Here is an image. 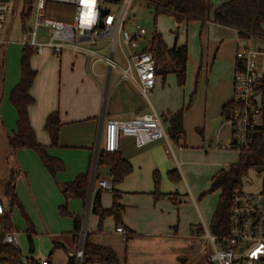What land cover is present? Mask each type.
<instances>
[{"label": "crops", "instance_id": "obj_1", "mask_svg": "<svg viewBox=\"0 0 264 264\" xmlns=\"http://www.w3.org/2000/svg\"><path fill=\"white\" fill-rule=\"evenodd\" d=\"M209 1L212 9H214L229 0ZM60 8L65 10L62 11ZM147 8L153 16L152 10L149 7ZM67 9L70 12H67ZM73 12L74 6L71 4H48L46 7L47 16L66 22L71 21ZM166 17L171 19L166 20ZM171 20L173 22L169 23V27L164 25L165 21ZM161 23H163L162 29L156 27V25H160ZM11 24L6 32L9 39L12 34ZM126 26L127 30L130 31L135 24L128 22ZM154 29L161 33L167 48H171L174 45L181 46L185 44L187 46L186 40L190 32L195 33L198 31L199 35H204L206 40H209L211 37L214 40L215 46L211 61L213 62L215 59L219 65H224L225 68H229L230 75L224 77L228 84L223 90V93L218 95L212 103L209 102L205 106V110L203 111V125L201 124L203 128L199 130L202 136L201 138L194 136L195 140H189L187 138V132L185 133L188 121L190 120L191 110L184 113V134L177 141L171 140L168 137L167 139H158L142 147H137L134 144L132 136L127 135L121 137L117 152L131 163L132 171L122 182L114 187L119 192V203L124 207L120 225L127 232H131V235L123 238L116 232L117 224L115 223L116 226H114V229L111 231L113 234H111L117 237L116 242L101 236L99 239H95L92 235L94 230L92 228L89 229L87 221L92 197L98 189H101L97 187V181H110L109 166L107 164L97 165V157L101 148L100 143H98L99 128L103 127L105 122L110 118L125 119L152 111L162 114L166 113L168 117L169 114L184 107V105L180 107V96L179 94L174 96L171 103L170 101L165 102V100L160 99L163 94H166V91L170 90V87L166 90L163 85L160 86L158 82L161 76L160 74H163L164 81V73H162V68L156 67L155 86L153 89L157 88L158 85L161 96L157 98V105L155 107L150 102L149 97L145 98L136 87L121 77V72L118 67L121 68L123 66L116 62L117 56L124 62L120 50H115L113 56V61L117 63L118 67H111L108 74H106L107 64L105 62L98 61L95 63L97 76L91 75L88 71L87 54L84 52H74L70 48H65L57 56L49 47H45L41 54H37L34 51L33 54L36 53L39 57L43 56L48 62H40L39 57H32L33 54L30 56V66L36 74L29 89V94L34 101L27 108L28 118L36 140L40 144L45 145L47 147V153L58 159L62 164V168L56 172L55 178L62 181V183L69 182L79 173L86 172L91 168L85 201L75 199L79 201L76 202L71 199L69 204L66 200L65 202H62V200L60 201L61 203L59 202V206L66 204L67 208L68 206L74 208V212L82 216L79 241L76 246L72 240L73 225L70 216L71 231H69V235L64 238L59 233H56L58 237L53 240V242H60L61 247L68 251V256H71L77 250L82 235L83 240L87 235L93 244L109 248L116 256L118 264H178L180 259L185 260V258H180L184 250L181 240H195V238L196 240H200L201 238H206V231H209L206 220L212 217L213 210L210 208L209 203L206 202V199L202 197V193L209 188L213 176L219 170H226L232 165L228 161L213 160L212 153L216 150L218 152L229 151L221 148L220 145L229 143L232 136V127L226 121L221 122V120L223 119L222 106L232 98V79L236 63L235 52L237 49L245 47L264 49V36L243 39L238 36L235 29L214 23L212 19L177 22L173 17L164 15L156 18ZM20 33L21 28L16 39H14V42L17 44H19L18 38ZM45 36L42 37L44 38ZM144 40L143 36L138 49L148 48L150 40L146 45H143ZM225 41L230 44L227 55L223 54L221 50L222 44ZM107 43L106 39H100L97 45L84 44V46L86 48H95L100 54L107 56L109 54ZM203 47L201 45V51ZM4 48V46L0 47V51L5 52ZM21 52L19 55V74L17 73L13 82L10 83V88L7 93V104L3 110L0 106V149L6 147V145L8 146L7 140H4L3 137L4 132L8 129V133H6L8 138L14 135L17 130L16 110L10 102L9 94L21 76ZM188 53L189 50L187 47ZM4 54H0V74L2 70L4 73ZM123 81L128 82V86H125L123 89H117ZM263 94L264 84L258 96V100L264 106ZM55 111L58 112L62 123L59 132L58 147L50 146V137L44 129L47 116ZM14 118L15 123L12 121ZM211 126H216L213 132L211 131ZM225 140H227V143L223 142ZM205 141L208 142L206 146L204 145ZM212 144L215 145L212 146ZM60 148L68 149L61 153L62 150ZM28 150L26 148L18 149L21 152L26 151L32 160V168L44 174L43 168L40 166V162H38L36 156H31ZM70 153L73 155H70ZM69 155L71 158H69ZM199 163L209 166H206L207 168L201 171L202 173L200 172V180V173L195 176L197 181L194 179L192 171ZM98 168L101 170L99 173ZM155 170L157 173L160 171L159 191L161 194L158 195L153 193V172ZM171 170L177 171V180L170 178L169 172ZM18 174L28 180L31 173L29 171L26 172L20 167L17 170ZM91 180L93 184L90 190ZM14 184L16 188V179L14 180ZM0 190L5 194V187L2 189L0 185ZM216 192L219 195V192ZM110 193V201H104L101 193V203L105 208L110 207L112 204V192ZM184 207L188 210H186V213H184ZM96 218L98 224V217L96 216ZM95 223L94 221L92 225L94 226ZM32 229L33 231L35 230L33 224ZM73 247H76V249L71 251ZM31 251L33 252V249ZM48 260L49 264H51L49 258Z\"/></svg>", "mask_w": 264, "mask_h": 264}, {"label": "built area", "instance_id": "obj_2", "mask_svg": "<svg viewBox=\"0 0 264 264\" xmlns=\"http://www.w3.org/2000/svg\"><path fill=\"white\" fill-rule=\"evenodd\" d=\"M9 1H0V47L10 42L6 35L7 20L10 11ZM104 0H95L91 6V15L86 16L89 8L81 0H35L34 17L26 31H21L18 43L23 47H31L41 54L49 47L57 56L63 49L70 48L74 52L87 54V69L91 75L97 76L95 63L103 61L107 71L118 67L113 61L118 48L126 63L118 67L121 77L148 98L155 86L156 66L153 55L146 49H138L140 40L146 30L135 25L132 31L126 28V14L132 0H118L117 8L112 10L103 6ZM113 2L111 0H107ZM48 4H71L74 6L71 21L54 19L46 15ZM101 10L106 13L100 16ZM101 20L102 26L99 25ZM49 28L47 40L37 41L38 28ZM100 39H106L109 54L104 56L95 48H86L84 44L97 45ZM236 62L241 63L235 69L232 79L234 106L225 119L232 127V136L228 144H221L223 149H234L239 153L247 151L255 135L259 133L263 105L258 100L260 86L264 81V49L239 48L235 52ZM98 143L106 152L119 150L120 139L130 135L137 147H142L158 139H167L168 134L162 119L155 111L137 114L130 118H110L99 128ZM261 173V184L253 192L245 191L243 186L232 194L230 206V227L226 235L218 237L206 231L211 251L205 256L204 264H264V170ZM92 180L90 190L92 189ZM97 187L112 190L109 180H98ZM9 198L0 190V217L8 214ZM116 232L123 238L127 231L122 225L116 226ZM2 244L17 252L15 258L0 257V264H49L47 257H38L22 253L16 229L2 231ZM83 248V235L80 245L72 254L75 264H80Z\"/></svg>", "mask_w": 264, "mask_h": 264}, {"label": "trees", "instance_id": "obj_3", "mask_svg": "<svg viewBox=\"0 0 264 264\" xmlns=\"http://www.w3.org/2000/svg\"><path fill=\"white\" fill-rule=\"evenodd\" d=\"M145 6L153 12L154 23L158 16H171L177 22L182 21H205L212 19L214 23L233 28L237 31L240 38L249 39L251 37L264 36V0H229L223 2L218 7L212 9L209 0H142ZM33 12V5L28 3V7L22 9L19 14L21 22V31L28 29L27 21ZM154 59L155 66L169 58L172 65L169 68H163L162 72L172 71L176 74L177 84L183 85L185 82L186 63L188 60L187 46L174 45L167 48L160 32L153 30L148 48ZM33 48L24 47L20 57V79L11 89L9 99L16 110V132L7 138L8 147L12 152L18 149H32L40 158L44 167L50 175L55 178V174L62 168L60 161L47 153V147L40 144L30 126L28 118V106L33 103L34 99L29 94L36 72L30 66V56L33 54ZM241 63H235V69H240ZM165 70V71H164ZM264 84V81H263ZM260 86V89L263 87ZM234 103L232 100L222 106V116L226 119L230 114ZM187 107H182L167 117L168 128L167 134L171 140L177 141L184 134L183 116ZM62 123L58 112H52L46 118L44 129L50 137V146H59V132ZM107 164L109 166L110 181L112 183V204L105 208L101 203L102 189H98L91 200L90 212L98 217L97 229H102V223L105 217L112 216L115 223L120 225L123 205L119 203V192L114 187L123 181V179L132 171L131 163L124 159L118 152L109 153L100 149L97 157V165ZM250 168H255L259 172L264 170V107L261 114V125L259 133L254 136L250 148L239 153L238 163L232 164L228 169L219 170L212 178L209 188L203 191L202 195L212 191H218V200L208 226L212 235L222 237L226 235L230 227V206L232 194L236 189L242 187L243 178ZM173 180H177L178 173L175 170L169 172ZM90 179V170L79 173L73 180L61 184V194L64 199H80L83 202L86 199ZM153 183L155 195L161 194L159 191V176L157 171L153 172ZM5 194L10 199V205L17 204L21 207L15 193L14 179L11 177L5 186ZM60 215L70 216L72 218V240L75 245L79 241V231L82 225V216L72 213L68 210L66 204L59 206ZM24 213V212H23ZM0 223L3 224L2 231L13 229L10 224L9 216L0 217ZM2 231H0V257L9 256L15 258L17 252L10 247L2 244ZM26 233L29 242H32V224L27 223ZM131 235L127 232L126 238ZM53 250L61 247L60 242H53ZM82 257L80 264H118L116 256L106 247L93 244L87 237L84 238ZM53 252V251H52ZM50 253V255L52 254ZM65 264H75V257L68 256Z\"/></svg>", "mask_w": 264, "mask_h": 264}, {"label": "rangeland", "instance_id": "obj_4", "mask_svg": "<svg viewBox=\"0 0 264 264\" xmlns=\"http://www.w3.org/2000/svg\"><path fill=\"white\" fill-rule=\"evenodd\" d=\"M29 2H31L33 6L35 5V0L9 1L10 11L7 20V26L12 23V34L10 42L4 46L5 52L0 51V54L5 53L4 73L2 70L0 74V100L2 94L4 95L2 97V100L0 101L2 110L7 104V93L10 88V83L13 82L17 73L19 74V55L23 46L14 42V39H16V36L18 35L21 28L19 14L22 9H26L28 7ZM116 2H118V0L115 2L104 0L103 6L115 10L117 8ZM60 10L63 11L65 9L60 8ZM67 12H70V10L67 9ZM33 17L34 12H32L30 19L27 21V25L31 23ZM167 19L171 18L166 17V20ZM125 20L126 23L129 22L138 25L139 27H142L146 30V34L144 35L145 40L143 43V45H146L149 42L154 30V19L150 10L147 8V6H145L142 0H132ZM170 22L173 21H165L164 25H167V27H169ZM156 27L162 29L163 23H161L160 25H156ZM38 32L39 35L37 36V41L47 40V36L45 35L49 33L48 27L40 26L38 28ZM126 34L127 29L125 28L123 30V36ZM42 36L45 37L43 38ZM213 41L214 40L211 37L209 38V40H206L205 36H200L198 31L195 33L190 32L189 37L186 40L189 53L184 84L180 86L177 84L176 74L172 71H166L165 73L162 72L164 73V81L162 77L163 74H160L161 76L158 82L160 83V86L163 85L166 90H168V87H170V90L166 91V94H163L161 96V93H159L160 87L157 85V88L153 89V92L149 96L150 102L156 107V100L158 97L160 98L161 96V100H165V102L170 101L171 103L174 96L179 94L180 107L182 105L187 107L185 112L191 110L187 130L185 129V133L187 132V138L189 140H195L194 136H198V138L202 137L199 130L203 128L201 124L203 123V111L205 110V106L209 102L212 103L218 95L223 93V90L228 84L225 81L224 77H228L230 75L229 68H225L224 65H219L218 61H216L215 59L213 62L211 61L215 51ZM201 45L204 46L202 48V51ZM222 45L223 46L221 50L223 54L227 55L230 49V44L225 41V43H223ZM116 50L118 51L119 49L117 48ZM34 56L39 57V55H37L36 53L32 55L33 58ZM39 58L40 62H48L46 59H44L43 56H40ZM116 62L123 67H125L126 65L125 61L123 62V60L119 59L118 56L116 58ZM171 65L172 62L169 60V58L166 57V59L163 60L159 67L163 69L169 68ZM120 84L121 85H119L117 89H123L125 88V86H128L129 83L123 81ZM158 114L162 119L165 129H167L169 123L167 120V114ZM12 121L13 123H15V118ZM224 121L226 120L223 117L221 122ZM215 127L216 126H211L212 132L215 130ZM6 133H8V129L6 130V132H4V140H7ZM227 140L223 142L227 143ZM204 145H208V142L205 141ZM213 145L215 144H212V146ZM60 149L62 150L61 153H63L64 150H67L68 148ZM227 150L229 151H213L212 159L215 161H228L231 164L238 163V152L234 149ZM28 152L31 154V156H36L38 162H40V166L43 168L44 174L39 173L32 168V160L30 156H28V153L26 151L21 152L17 150L15 152H12L7 145L6 147L0 149L1 188L3 189L5 187V183H8L11 177L14 180L16 179L15 192L17 194L18 201L21 203V207H19L17 204H13L11 206L9 202L7 208L10 224L14 229L20 232L18 242L23 254H32L38 257H47L50 259L51 264H65L68 259V251L63 247L55 248L53 250V240L58 237V234L56 233H59V235L66 238L69 235V231H71V220L69 219V216H60L58 211V206L60 205L59 202L61 200L62 202H65V199L64 197H62V194L60 192L62 181L53 178L48 173L47 169L43 166L40 158L34 150L29 149ZM70 155L73 154L70 153ZM69 158H71V156ZM206 166L209 165H203L199 163L195 166V169H193L192 171L195 180H197L195 176H197L201 171H204L207 168ZM20 167H22V169L26 172L29 171V173H31L30 177H28V180L24 179L22 175H20L21 172L20 174H18L19 176L17 175V170L20 169ZM11 169H13V171H11ZM89 170H91V168ZM99 171L101 170L98 168V173ZM201 173L199 174V180L201 178ZM104 176L107 177L106 174H104ZM158 176L160 185V171H158ZM260 184L261 173L255 168H250L246 176L243 178L242 186L244 190L253 192L258 189ZM110 192V190H102V198L104 201L111 200ZM202 197L206 199V202L209 203L210 208H212V210L214 211L218 199V193L216 191H212L206 193ZM72 200L79 202L75 199ZM70 201L71 199L68 200V204L70 203ZM68 209L72 213L77 214V212H74V208L68 206ZM183 210L184 213L188 211L186 207H184ZM211 218L206 220L207 226H209ZM28 221L33 224L35 229V233L32 234L31 243L29 242L26 233ZM87 221L89 229L92 228L94 230V232H92V235L95 237V239H99L101 236L107 237V239L114 242L117 241V237L112 235L113 233L111 232L114 229V226H116L112 216L105 217L102 223V229L100 231H98L97 229V218L96 216L94 217L91 212L89 213ZM94 221L96 223L93 226L92 224ZM3 228V224L0 223V231H2ZM119 239L121 240V238ZM181 244H183L184 250L180 255V258H185V260L180 259V262H178V264H204L205 256L211 251L209 240L206 238H201L200 240H196V238L195 240L183 239L181 240ZM31 249H33V252L31 251ZM75 249L76 247H73L71 251H74ZM51 251L53 252L50 255Z\"/></svg>", "mask_w": 264, "mask_h": 264}, {"label": "snow or ice", "instance_id": "obj_5", "mask_svg": "<svg viewBox=\"0 0 264 264\" xmlns=\"http://www.w3.org/2000/svg\"><path fill=\"white\" fill-rule=\"evenodd\" d=\"M81 3L89 8V12L86 14V16H90L91 6L95 3V0H81Z\"/></svg>", "mask_w": 264, "mask_h": 264}, {"label": "water", "instance_id": "obj_6", "mask_svg": "<svg viewBox=\"0 0 264 264\" xmlns=\"http://www.w3.org/2000/svg\"><path fill=\"white\" fill-rule=\"evenodd\" d=\"M0 1L7 2L8 0H0ZM111 1H117V0H111ZM105 13H106V10H101L100 16L104 15ZM99 25L102 26L101 20L99 21ZM130 30L132 31V28Z\"/></svg>", "mask_w": 264, "mask_h": 264}]
</instances>
